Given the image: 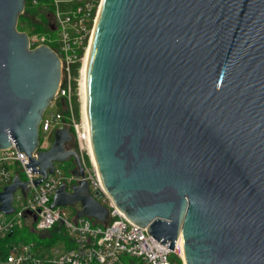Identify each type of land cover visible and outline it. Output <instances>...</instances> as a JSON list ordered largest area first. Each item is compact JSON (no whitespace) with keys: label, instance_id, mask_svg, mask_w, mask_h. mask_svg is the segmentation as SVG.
<instances>
[{"label":"water","instance_id":"water-1","mask_svg":"<svg viewBox=\"0 0 264 264\" xmlns=\"http://www.w3.org/2000/svg\"><path fill=\"white\" fill-rule=\"evenodd\" d=\"M25 0H0V149L39 176L79 153L67 126L36 151L61 70L16 27ZM84 117L104 190L184 264H264V0H101L85 62ZM17 175L0 191L11 213ZM99 194V193H98ZM106 223L81 179L49 207Z\"/></svg>","mask_w":264,"mask_h":264},{"label":"built area","instance_id":"built-area-1","mask_svg":"<svg viewBox=\"0 0 264 264\" xmlns=\"http://www.w3.org/2000/svg\"><path fill=\"white\" fill-rule=\"evenodd\" d=\"M59 3H63V9H60ZM27 4L45 13L47 26L57 32L53 46L49 44L51 38L46 33H28L29 47L48 45L57 53L61 70L55 96L59 98L61 108L49 110L55 98L50 101L39 124L38 146L33 154L48 149L54 131L67 126L73 136L68 147L79 153L84 175H67L54 162L53 172L47 173L34 185L32 179L39 175L25 167L24 163L28 161L26 154L18 152L14 144L0 149V191L4 185L11 183L14 175L22 181L29 180L25 194L20 188L16 189L20 191L19 198L23 199L21 206L14 205L13 193L14 210L8 214L0 210V264H171L169 256L171 253L178 255L180 237L173 249H169L167 243H160L147 233L146 227L133 223L115 206L102 186L89 145L79 81L101 0H27ZM74 93L79 100L78 115L73 108ZM63 110L68 113L64 115ZM13 165L21 168L23 178L17 169L11 170ZM81 179L88 181L91 194L108 208L106 223L88 216L76 218L75 214L67 218L63 207H49L61 183L70 191L72 185ZM58 222L63 225L70 240L69 244H62V248L43 245L37 249L35 241L21 240L16 236L22 229L42 234ZM13 236L15 239L12 240Z\"/></svg>","mask_w":264,"mask_h":264},{"label":"rangeland","instance_id":"rangeland-1","mask_svg":"<svg viewBox=\"0 0 264 264\" xmlns=\"http://www.w3.org/2000/svg\"><path fill=\"white\" fill-rule=\"evenodd\" d=\"M59 7L60 9H63V3H59ZM26 8L27 9H30V10H36L37 7H31L29 6L28 4L26 5ZM50 9V8H49ZM45 14V13H44ZM21 15V14H20ZM16 27L19 31H24L26 32L27 34L28 33H32L31 31H29V24L26 22V21H22V20H17V24H16ZM50 38H51V41L49 42L50 45L53 46L54 42L57 40V32L55 30H51L49 28V31L48 32H45ZM56 108L60 109L61 108V103H60V100L59 98H55L53 100V103H52V106L49 107V110H55ZM52 138V136H50V139ZM57 166L60 167L61 171L65 174H70L71 170L73 169L74 167V161L72 158L66 160V161H63V162H56ZM17 169L19 171V174L20 176L23 178L24 177V173L23 171L21 170V168L19 166H16V165H13L11 170H15ZM14 172V171H12ZM20 196V191L19 190H16L14 192V200H13V203L16 207H20L21 206V203L23 201V199L19 198ZM64 208V211H65V216L67 218H71L75 212H76V209L78 208V205L77 206H66V207H63ZM101 223V222H100ZM37 233L35 232H29L27 229H22L19 234H16L17 238L19 235H22V236H28V240H32V241H35L37 239ZM66 244H69L67 242H65V240H60V239H57L55 241V243L53 244L55 248H62V244L65 245ZM169 259H170V262L171 264H184L183 260L180 258V255H177V254H173L171 253L170 256H169ZM126 264H129V263H126Z\"/></svg>","mask_w":264,"mask_h":264},{"label":"trees","instance_id":"trees-1","mask_svg":"<svg viewBox=\"0 0 264 264\" xmlns=\"http://www.w3.org/2000/svg\"><path fill=\"white\" fill-rule=\"evenodd\" d=\"M27 0L25 2V9L24 12L19 15L18 20H24L29 24V31H39L42 33L48 32L49 27L47 26V15L42 13L39 10H30L26 8ZM75 86V84H74ZM75 90V89H74ZM72 102H73V108L75 113L79 114V100L77 98V95L74 93L72 96ZM68 112L66 110H63V114L66 115ZM37 239L35 240L37 244V249L40 246L43 245H49L54 246L53 244L57 239L65 240V242L70 243L69 237L63 227V225L58 222L56 223L51 229H49L47 232L42 234H36ZM28 236H22L19 235L18 239L21 240H27ZM15 239V236L12 237V240Z\"/></svg>","mask_w":264,"mask_h":264},{"label":"bare ground","instance_id":"bare-ground-1","mask_svg":"<svg viewBox=\"0 0 264 264\" xmlns=\"http://www.w3.org/2000/svg\"><path fill=\"white\" fill-rule=\"evenodd\" d=\"M86 59V58H85ZM84 80H85V65L82 68L81 71V77H80V81H79V94H80V98H81V108L84 114V102H83V94H84ZM84 121H85V117H84ZM86 124V123H85ZM178 255H180V258L183 260L184 262V255H183V250L181 248V244H180V238H179V249H178Z\"/></svg>","mask_w":264,"mask_h":264}]
</instances>
